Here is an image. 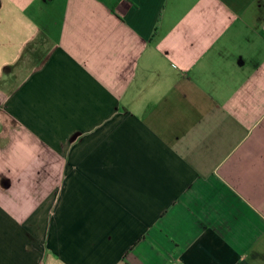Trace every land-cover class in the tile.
<instances>
[{"label": "crops", "instance_id": "crops-1", "mask_svg": "<svg viewBox=\"0 0 264 264\" xmlns=\"http://www.w3.org/2000/svg\"><path fill=\"white\" fill-rule=\"evenodd\" d=\"M0 264H264V0H0Z\"/></svg>", "mask_w": 264, "mask_h": 264}, {"label": "rangeland", "instance_id": "rangeland-1", "mask_svg": "<svg viewBox=\"0 0 264 264\" xmlns=\"http://www.w3.org/2000/svg\"><path fill=\"white\" fill-rule=\"evenodd\" d=\"M46 48L42 47V50L40 53H38V55L36 56L35 59L26 56L23 61L20 63V65H18L15 68H12L11 70H13V75L12 78H14L15 80L11 81V83H13L14 81L17 82L19 81L24 74H26L28 72V70L32 69V65L38 62V60H41L45 57V53H46Z\"/></svg>", "mask_w": 264, "mask_h": 264}, {"label": "trees", "instance_id": "trees-1", "mask_svg": "<svg viewBox=\"0 0 264 264\" xmlns=\"http://www.w3.org/2000/svg\"><path fill=\"white\" fill-rule=\"evenodd\" d=\"M42 62H43V61L38 62L37 64H35L34 67H38V66H40V65L42 64Z\"/></svg>", "mask_w": 264, "mask_h": 264}]
</instances>
